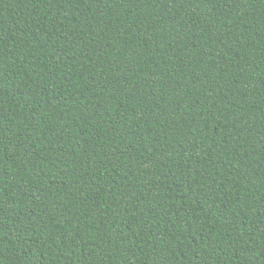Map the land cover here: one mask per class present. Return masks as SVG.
Listing matches in <instances>:
<instances>
[{"label":"trees","instance_id":"trees-1","mask_svg":"<svg viewBox=\"0 0 264 264\" xmlns=\"http://www.w3.org/2000/svg\"><path fill=\"white\" fill-rule=\"evenodd\" d=\"M0 264H264V0H0Z\"/></svg>","mask_w":264,"mask_h":264}]
</instances>
